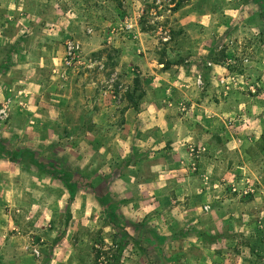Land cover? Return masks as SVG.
Wrapping results in <instances>:
<instances>
[{
    "label": "rangeland",
    "instance_id": "obj_1",
    "mask_svg": "<svg viewBox=\"0 0 264 264\" xmlns=\"http://www.w3.org/2000/svg\"><path fill=\"white\" fill-rule=\"evenodd\" d=\"M20 1L0 0V264H264V0H38L31 43L28 20L14 41ZM108 29L131 34L135 63L107 40L84 49ZM71 41L81 50L68 63ZM146 50L152 66L139 62ZM13 60L34 63L32 98ZM150 89L173 113L189 97L207 111L184 118L208 130L177 162L169 144L137 146L142 132L127 133V156L113 143L112 106L139 110ZM158 153L164 176L146 181Z\"/></svg>",
    "mask_w": 264,
    "mask_h": 264
},
{
    "label": "crops",
    "instance_id": "obj_2",
    "mask_svg": "<svg viewBox=\"0 0 264 264\" xmlns=\"http://www.w3.org/2000/svg\"><path fill=\"white\" fill-rule=\"evenodd\" d=\"M23 2V4L28 6V10L26 14L23 15H18L17 20H18V25L17 28L15 29L14 32V41L16 40H20V36L22 34L23 28L20 26V22H23V20H28V36H30L29 38V42H32V38L31 36H33V31L35 30V24L34 21L36 20V12H34L33 10L37 7L38 4V0H24V1H20ZM96 12H94V14H96ZM100 12H98L99 14ZM106 18L109 20H107L108 22L106 23L107 26H109V28L112 27V12H108V13H104ZM84 15V14H83ZM85 16V15H84ZM84 16L82 17V19L84 18ZM87 18V17H86ZM32 20V22H31ZM132 19L127 18L126 21H123L122 24H124V26H126V28L128 27H132L133 23H132ZM25 22V21H24ZM124 28V27H122ZM135 30V29H134ZM133 29L129 32H136ZM93 31V30H92ZM94 32V31H93ZM121 34V33H120ZM120 34H114L115 37L114 39H112V31L110 29H108L107 31H105L103 34H94L92 36H84L81 40V42L83 43V47L86 51H90V52H95L97 50H99L100 48H102V43L105 42V40H107L109 43H113L115 48H122L123 53H124V61H122V63H126V62H133L135 63L133 60V58H136V56L132 53H129L128 50H126V47H124L123 45V39H127V37H131V34L128 33L127 31H125V35H120ZM143 35V34H141ZM0 36H2V34H0ZM6 37V36H5ZM135 43V41H133ZM147 43V42H146ZM126 46V45H125ZM18 51L21 52V44L18 45ZM147 47V44H146ZM128 52V54H127ZM146 54L145 56H140L139 58V62L140 64L144 65L147 64L146 66H152L154 65V63H152V59H150V55L147 52V50L145 51ZM132 54V55H129ZM138 61V59H137ZM3 61L0 60V66H2ZM35 67L34 63L32 64V62H26L23 60H13V64H12V70L13 73L16 77L15 82L16 83H26L28 85L27 90H20L18 91V93L20 95H27L28 98H32L31 95L32 93H34V88L36 86V84L38 83V78H36V75L34 74L33 68ZM28 68L30 69L29 71V75L27 77V80H25V77H23L24 71L25 69ZM32 68V70H31ZM2 68H0L1 71ZM23 70V72H22ZM152 72L155 73V71L152 69ZM180 75V74H179ZM157 79H154L152 82V85L154 87H157V83L154 82ZM176 81V80H174ZM181 84L180 80L177 81V85ZM3 88H5V85H2ZM1 87V86H0ZM155 94H157L155 92V89H150L148 90V92L146 93V96H144V103L142 104V106L139 108V110H136L134 108H126L124 110H118L116 108H113L112 106V122L115 120H118L119 118L123 117V122L122 125H118V123H112V132H122V134L120 136H118L117 138H115V140H113V143L119 148V150H121V154H126L125 156H127L130 152L129 145L131 143L130 139L126 136L127 133H132V132H142L143 134L140 135V137L138 139H136V145L137 146H141V147H145L148 149H157V148H162L165 144H169L170 146L174 147V151L171 152L170 154H168L169 156H173L174 162L179 159L183 155V151L184 148L186 146V142H192L190 145L192 144H197L199 142L200 139V133L199 131L200 128L197 127V125H193V123L191 121H186L184 118L188 115L191 116L192 119L195 122H199L201 120H204V113H203V109L205 110V107L199 104L196 100L192 99L191 97H189V91H185L184 94L187 95V97L190 98L192 105L191 106H187V111L186 114L184 113H173L175 111H171L170 108L167 107H162L160 105L157 104L156 101H154L152 99V97L155 96ZM3 95V92L0 91V98ZM35 95V94H34ZM20 98V97H19ZM24 98V96H23ZM203 101V100H202ZM208 103V99L207 101L204 98V103ZM223 103L221 102L220 107H222ZM158 105V106H156ZM216 107H214V109H217L219 107L218 104H215ZM116 106V105H114ZM196 106H200L201 109L197 108ZM189 108V109H188ZM218 110V109H217ZM206 111V110H205ZM207 112V111H206ZM211 113V112H210ZM171 114H175L177 117H171ZM208 116V115H206ZM220 118L222 119L221 115ZM205 130H208V128L206 127L203 131L204 134H206L207 132ZM116 141V142H115ZM238 142L236 140L232 141L230 144H227V146L230 145H237ZM120 145V147H119ZM184 147V148H181ZM115 155L118 156V153H116L115 149L112 148V157H114ZM156 155V159H154L153 161L150 160L149 162V167L145 166L146 170L148 169V171L152 170L149 173H146L145 179H147L148 176H150L151 178H149L146 181H150L152 179H156L155 183H158L159 177L163 178L164 176V172H163V168L165 165V160L164 158H158L161 157L160 153L155 154ZM8 159H0V172L1 171H6L7 167L10 166L8 165L7 162ZM173 162V163H174ZM182 162V161H181ZM12 164V163H11ZM13 172L15 170V167H13ZM113 171V168H112ZM149 174V175H148ZM150 184H143V186L146 188L149 186ZM141 187V186H140ZM148 194H154L152 189H147L146 190ZM180 207V206H179ZM154 206H150V209H148L149 211L153 210ZM132 211V212H136L135 210H133L131 207H124L123 208V212L126 214H129L128 212ZM148 212V211H147ZM141 213V210H140ZM133 216V215H131ZM160 217H156L154 218L153 222L158 223V219Z\"/></svg>",
    "mask_w": 264,
    "mask_h": 264
},
{
    "label": "built area",
    "instance_id": "obj_3",
    "mask_svg": "<svg viewBox=\"0 0 264 264\" xmlns=\"http://www.w3.org/2000/svg\"><path fill=\"white\" fill-rule=\"evenodd\" d=\"M80 50H81V46L78 42L71 41V42L67 43V49H66L67 59H66V61L68 63L73 62L78 57ZM6 116H7L6 109L4 108V109L0 110V119L5 118Z\"/></svg>",
    "mask_w": 264,
    "mask_h": 264
},
{
    "label": "trees",
    "instance_id": "obj_4",
    "mask_svg": "<svg viewBox=\"0 0 264 264\" xmlns=\"http://www.w3.org/2000/svg\"><path fill=\"white\" fill-rule=\"evenodd\" d=\"M59 179H60L61 181H63V182L66 184L68 190H69L71 193H74V192L77 191V189H78L77 184L71 182V181L69 180V177H66V176L63 177V176H61V177H59Z\"/></svg>",
    "mask_w": 264,
    "mask_h": 264
}]
</instances>
